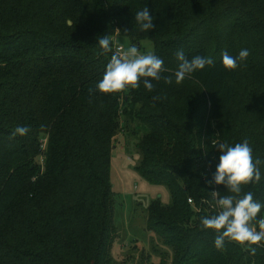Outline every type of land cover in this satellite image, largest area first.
Instances as JSON below:
<instances>
[{"label":"trees","instance_id":"1","mask_svg":"<svg viewBox=\"0 0 264 264\" xmlns=\"http://www.w3.org/2000/svg\"><path fill=\"white\" fill-rule=\"evenodd\" d=\"M145 6L155 25L148 32L134 20ZM105 35L113 50L118 35L152 40L173 83L96 90L112 55L98 45ZM180 48L214 66L177 85ZM241 49L246 61L226 70L221 53ZM122 119L142 132L136 169L171 191L172 203L152 201L147 219L173 250L171 264H264V248L251 256L226 241L217 250L216 233L200 223L218 211L210 191L228 194L208 183L215 145L247 139L264 159V0H0V264H115L111 169ZM17 126L30 131L12 138ZM260 167L261 181L243 191L264 202Z\"/></svg>","mask_w":264,"mask_h":264},{"label":"clouds","instance_id":"2","mask_svg":"<svg viewBox=\"0 0 264 264\" xmlns=\"http://www.w3.org/2000/svg\"><path fill=\"white\" fill-rule=\"evenodd\" d=\"M134 20L142 32L155 28L154 17L148 7L136 11ZM98 45L103 53H112L102 79L97 83L96 90L101 93H121L129 89H138L141 82L143 87L152 92L156 85L163 79L165 84L173 83L172 76H163L171 71L164 64V60L152 51L141 53L136 45L124 48L123 45L113 50L111 37L105 35L98 40ZM177 68L173 75L175 83L181 84L195 72L214 66L211 56L195 55L189 58L184 49H177L174 53ZM250 52L241 49L238 56L230 55L226 50L221 53L222 65L228 71L239 67V62L246 61ZM94 90L89 89L91 94ZM160 96H153L152 100H160ZM30 129L26 126H17L12 138L26 136ZM219 163L216 166L212 180L208 183L217 186L223 185L228 194L221 195L217 190L210 191L213 207L218 209L216 214L205 215L200 218L203 229L213 230L216 233L214 247L223 250L225 243H236L249 255L255 256L257 248H264V216H259L264 209V202L255 198L252 191L244 192L249 184H258L262 179L261 165L264 159L254 157L253 148L247 139L236 143L234 146L227 142L218 143Z\"/></svg>","mask_w":264,"mask_h":264},{"label":"rangeland","instance_id":"3","mask_svg":"<svg viewBox=\"0 0 264 264\" xmlns=\"http://www.w3.org/2000/svg\"><path fill=\"white\" fill-rule=\"evenodd\" d=\"M126 49L136 45L143 54L154 52L152 40L143 39L140 45L127 36L114 37V43ZM123 128L115 136L112 150L111 181L114 199V224L116 233L111 248V258L115 264H158L161 259L171 264L173 250L164 245L160 236L148 230V207L156 199L163 205L172 203V195L165 184L149 182L137 169L141 153L137 143L142 132L137 123H127L122 119ZM43 147L46 149L48 138L44 137ZM44 168V158L40 159ZM189 203L194 208L200 206Z\"/></svg>","mask_w":264,"mask_h":264},{"label":"built area","instance_id":"4","mask_svg":"<svg viewBox=\"0 0 264 264\" xmlns=\"http://www.w3.org/2000/svg\"><path fill=\"white\" fill-rule=\"evenodd\" d=\"M119 46H121V45H119V44H117L116 42L114 43V51H115V49L117 48V47H119ZM190 200V202H192V199H189Z\"/></svg>","mask_w":264,"mask_h":264},{"label":"water","instance_id":"5","mask_svg":"<svg viewBox=\"0 0 264 264\" xmlns=\"http://www.w3.org/2000/svg\"><path fill=\"white\" fill-rule=\"evenodd\" d=\"M72 22L71 21H69V24H71Z\"/></svg>","mask_w":264,"mask_h":264}]
</instances>
